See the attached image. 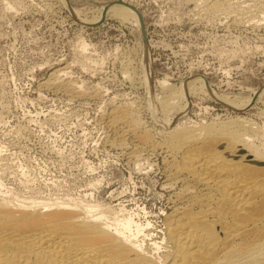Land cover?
<instances>
[{"label":"rangeland","instance_id":"obj_1","mask_svg":"<svg viewBox=\"0 0 264 264\" xmlns=\"http://www.w3.org/2000/svg\"><path fill=\"white\" fill-rule=\"evenodd\" d=\"M112 1L0 0L1 174L10 187L33 186L42 194L73 197L91 192L142 216L149 210L152 217L166 204L167 191L161 183L166 152L135 153L137 137L121 135L110 123L116 109L131 103V115L141 119L137 120L141 129L153 132L158 140L163 137L157 130L159 112L149 110L147 83L126 74L127 69H140L138 30L113 16L97 24L81 21ZM127 1L138 7L147 28L153 79L169 76L179 85L201 75L209 79L216 94L224 95L246 96L264 86V0H219L215 5V0ZM70 3L79 10L78 16ZM220 5L223 10L233 8H227L228 14ZM83 39L90 43L86 50L81 48ZM58 76L76 81L79 92L58 84ZM215 98L192 95V101H187V123L238 114L264 125V96L236 111ZM21 169L28 174L23 177Z\"/></svg>","mask_w":264,"mask_h":264},{"label":"bare ground","instance_id":"obj_2","mask_svg":"<svg viewBox=\"0 0 264 264\" xmlns=\"http://www.w3.org/2000/svg\"><path fill=\"white\" fill-rule=\"evenodd\" d=\"M73 9L78 16L79 10ZM108 16L131 23L138 30L140 69H127L126 74L143 85L147 83L149 110L159 112V118L156 116L161 126L157 130L163 137L158 140L153 132L141 129L137 121L141 119L131 115L130 102L129 107H117L120 109L108 122L121 135L133 133L137 137V143L131 145L135 153L145 155L157 149L166 152L161 182L167 191L166 204L155 212L154 219L147 207H143L147 214L142 216L125 204L105 202L91 192L73 197L68 193L42 194L33 186L10 187L0 167V264H264V125L238 114L223 120L187 123V108L194 94L209 99L217 96L236 111L261 99L264 86L246 96L224 95L216 94L209 79L201 75L179 85H174L169 76L153 79L146 60V51L151 54V40L148 38L147 50L138 7L131 1L115 0L84 15L81 21L97 24ZM144 28L148 32L146 25ZM89 44L83 39L81 48L86 50ZM68 79L57 83L78 93V83ZM20 174L24 177L28 173L21 169Z\"/></svg>","mask_w":264,"mask_h":264},{"label":"water","instance_id":"obj_3","mask_svg":"<svg viewBox=\"0 0 264 264\" xmlns=\"http://www.w3.org/2000/svg\"><path fill=\"white\" fill-rule=\"evenodd\" d=\"M117 1V0H116ZM112 2H114V1H112ZM111 3V2H110ZM139 13V12H138ZM140 15V14H139ZM140 19H141V16H140ZM141 23H142V32H143V38H144V43L146 44V49L148 50V46H147V35H146V32H145V28H144V22H143V18L141 19ZM146 55H147V58H146V60H147V63H149V65H148V67L151 65L150 64V59H149V53L146 51ZM261 87H263V86H261ZM261 87H260V89H261Z\"/></svg>","mask_w":264,"mask_h":264}]
</instances>
